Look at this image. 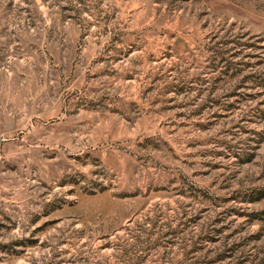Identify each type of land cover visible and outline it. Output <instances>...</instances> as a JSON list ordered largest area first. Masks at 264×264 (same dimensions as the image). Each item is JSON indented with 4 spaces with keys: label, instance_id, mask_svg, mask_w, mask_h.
<instances>
[{
    "label": "rangeland",
    "instance_id": "rangeland-1",
    "mask_svg": "<svg viewBox=\"0 0 264 264\" xmlns=\"http://www.w3.org/2000/svg\"><path fill=\"white\" fill-rule=\"evenodd\" d=\"M0 264H264V0H0Z\"/></svg>",
    "mask_w": 264,
    "mask_h": 264
}]
</instances>
